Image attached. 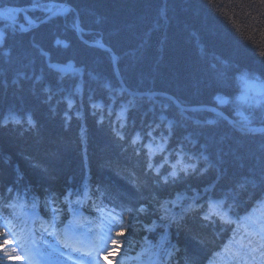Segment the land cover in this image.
<instances>
[{"label": "trees", "instance_id": "obj_1", "mask_svg": "<svg viewBox=\"0 0 264 264\" xmlns=\"http://www.w3.org/2000/svg\"><path fill=\"white\" fill-rule=\"evenodd\" d=\"M53 4L70 12L29 32L0 22V214L14 220L38 207L60 227L88 189L90 205L107 193L129 208L130 254L181 209L172 221L190 216L170 224L176 260L199 264L211 252L216 264H264V133L127 93L111 55L89 45L115 53L130 92L264 127V0H0V9L20 10L10 18L30 27ZM158 149L177 166L153 173ZM228 219L244 224L240 232ZM8 245L0 228V264L14 255Z\"/></svg>", "mask_w": 264, "mask_h": 264}, {"label": "water", "instance_id": "obj_2", "mask_svg": "<svg viewBox=\"0 0 264 264\" xmlns=\"http://www.w3.org/2000/svg\"><path fill=\"white\" fill-rule=\"evenodd\" d=\"M70 10L69 9V7H66V6H63L62 8H61V10ZM60 10V11H61ZM58 14H60V12L58 11L55 15H58ZM30 29H24L23 28V31L25 32V31H29ZM92 46H96V45H92ZM97 48H99V49H101V50H103V51H105V52H107V53H110V50L109 49H107V48H105V47H103V46H96ZM114 62V70L116 71V61H113ZM55 69V71H57L58 73H60V74H63V75H65L66 74V72H67V68L66 67H64V66H59V65H55V67H54ZM122 86H123V84H122ZM249 88L251 89V90H254L255 88H256V85H251V86H249ZM152 97H165V98H168V99H170L179 109H181L182 111H184V112H192V111H205V112H212V113H215V114H217V115H219L221 118H223L227 123H231L232 121L228 118V117H226L219 109H216V108H213V107H196V108H184V107H182L181 105H179V103L176 101V100H174V99H172V98H170V97H168V96H166V95H162V94H154V95H152ZM240 132H248V133H251V134H260V133H262V132H264V128H261V129H259V130H253V131H246V129H245V131H240Z\"/></svg>", "mask_w": 264, "mask_h": 264}, {"label": "bare ground", "instance_id": "obj_3", "mask_svg": "<svg viewBox=\"0 0 264 264\" xmlns=\"http://www.w3.org/2000/svg\"><path fill=\"white\" fill-rule=\"evenodd\" d=\"M63 6H66V5H61V6H57L58 8L56 9V10H54V7H55V5L53 4V5H51V7L49 8V10H48V12L47 11H44L43 12V14H45V15H47V14H49L48 15V17H46L44 20H42L41 22H39V23H37V24H35V25H33L34 26V29L37 27V26H39V25H41V24H43V23H45V22H47V21H49V20H51L52 18H59V17H62V16H65L66 14L64 13V10H61V8L63 7ZM67 7V6H66ZM61 10V11H60ZM60 12V14H58V15H55L57 12ZM24 26V25H23ZM22 29V28H21ZM38 48H39V45L37 46ZM110 50V49H109ZM107 53V52H106ZM109 55H111V57L113 58V61H116V55H115V53L112 51V50H110V53H108ZM40 55L42 56L43 55V51L42 50H40ZM47 64L50 66V68L52 69H55L54 67H55V64H56V62H54L53 60H48V62H47ZM53 71V70H52ZM54 73H58V72H55V71H53ZM115 74H116V77H118V78H120V75H119V73H118V71H116L115 72ZM59 75V74H58ZM42 78L46 81V80H48L49 81V78H48V76L44 73V74H42ZM247 83H253V84H256L257 85V83H254V82H247ZM247 83H246V85H247ZM245 85V86H246ZM138 94V96L139 97H146V98H150V99H152V100H156V99H166V100H168V101H170L171 103H173L170 99H168V98H165V97H152V95H154V94H156V93H137ZM158 94V93H157ZM162 95H164V94H162ZM167 96V95H166ZM168 97H170V96H168ZM170 98H172V97H170ZM172 99H174V98H172ZM175 100V99H174ZM174 104V103H173ZM175 105V104H174ZM180 105V104H179ZM176 106V105H175ZM177 107V106H176ZM206 107H213V106H206ZM178 108V107H177ZM184 108H186V107H184ZM196 108V107H195ZM196 112H198V111H196Z\"/></svg>", "mask_w": 264, "mask_h": 264}, {"label": "rangeland", "instance_id": "obj_4", "mask_svg": "<svg viewBox=\"0 0 264 264\" xmlns=\"http://www.w3.org/2000/svg\"><path fill=\"white\" fill-rule=\"evenodd\" d=\"M20 11H17V14L19 13Z\"/></svg>", "mask_w": 264, "mask_h": 264}]
</instances>
